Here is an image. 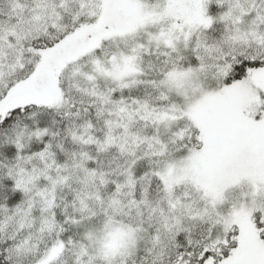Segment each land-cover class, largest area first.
I'll use <instances>...</instances> for the list:
<instances>
[{
    "label": "snow or ice",
    "instance_id": "obj_1",
    "mask_svg": "<svg viewBox=\"0 0 264 264\" xmlns=\"http://www.w3.org/2000/svg\"><path fill=\"white\" fill-rule=\"evenodd\" d=\"M0 264H264V0H0Z\"/></svg>",
    "mask_w": 264,
    "mask_h": 264
}]
</instances>
